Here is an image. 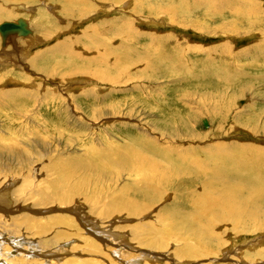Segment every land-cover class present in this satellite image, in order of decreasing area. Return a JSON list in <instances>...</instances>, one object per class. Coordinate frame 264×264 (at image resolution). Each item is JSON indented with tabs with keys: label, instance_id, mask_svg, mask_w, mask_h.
Returning <instances> with one entry per match:
<instances>
[{
	"label": "rangeland",
	"instance_id": "374dc122",
	"mask_svg": "<svg viewBox=\"0 0 264 264\" xmlns=\"http://www.w3.org/2000/svg\"><path fill=\"white\" fill-rule=\"evenodd\" d=\"M2 1L0 6L13 9L15 16L3 17L0 24L23 18L31 31L27 36L5 37L1 34L18 30L0 31V90L14 94L0 95V188L11 184L7 199L22 201L19 209L5 215L27 213L49 224L54 222L49 217L61 215L74 221L52 225L49 234L56 238L65 234L57 248H48L61 252L50 256L52 263L264 264L261 212L254 222H262L246 229L244 218L236 221V230L223 222L214 226L217 234L211 241L218 248L199 257L186 256L184 238L174 233L166 234L159 247L146 245L159 235L147 232L148 225L157 231L172 230L162 226L167 211L183 203V189L177 186L162 189L153 203L133 207L140 211L135 215L124 209L99 214L96 211L107 205L102 200L92 208L83 192L73 193L65 204L42 205L39 198L54 184L59 186L60 177L70 171L77 178L85 176L84 166L98 150H115L143 138L159 146H192L193 155L208 158L210 152L216 156L224 150L220 158L248 159L256 154L264 162V0H248L244 5L234 0H213L215 5L206 0H147L155 6H174V22L167 13L138 11L142 2L137 0ZM64 6L75 16L67 18ZM85 7L88 14L75 12ZM238 8L250 15H236ZM122 19L132 21L141 33L173 39L149 38L161 47L159 55L119 54V61L111 55L102 57L107 63L98 61L95 56L105 49L93 52L95 43L83 31L94 24L97 36L115 38L119 29L127 30ZM57 41H64L74 54L69 57L60 51ZM113 61L122 70L114 69ZM96 71L109 74L107 81L92 74ZM206 147L213 149L205 153ZM258 174L257 182L264 181L262 172ZM86 176L91 179L83 189L87 195L99 190L120 196L119 189L134 179L115 170ZM259 205L255 208L264 211V203L262 208ZM22 234L28 235L23 229ZM45 258L33 256L27 264Z\"/></svg>",
	"mask_w": 264,
	"mask_h": 264
},
{
	"label": "bare ground",
	"instance_id": "6f19581e",
	"mask_svg": "<svg viewBox=\"0 0 264 264\" xmlns=\"http://www.w3.org/2000/svg\"><path fill=\"white\" fill-rule=\"evenodd\" d=\"M137 1L142 2L140 3V10L138 9V11L143 12L146 11L145 8H147L149 12H153L155 15L167 13L170 15V20L174 22L175 10L174 6L171 4L163 5L161 3L159 6H155V3H149L147 0ZM166 1L171 2L174 0ZM206 1L215 5L213 0ZM234 1H236V3L242 2L243 5L248 2V0ZM84 11L88 14L90 9L86 7L85 10L83 8H77L75 12H78L79 15H83ZM13 12V9L10 10L4 6H0V20L3 17L11 18L15 16ZM249 12L239 10L238 8L236 15L244 17L247 16L246 13L250 15ZM62 13L67 18L75 16V13L67 6L62 8ZM231 14L233 15V13ZM127 20L124 21L122 19L120 21L123 26L127 27V30L122 31V29H119V35L115 38H113V36H109L105 39L97 36V28L94 24L83 31V35L90 42L92 41L95 43L96 47L92 49L93 52L98 47H103L105 49L104 53L97 54L95 56L99 59L98 61L102 62V57L109 55L114 57L113 60L115 59L116 61H119V54L135 55L139 53L144 54L145 52H155L159 55L162 52V50H160L161 47L159 44H154V42L149 40V38L156 39L159 42L165 41L168 38L173 39L169 35L162 34L161 36H156L148 32L141 33L132 25V21ZM13 23H21L20 29L7 28L3 31L18 30L21 34L18 31H8L1 34V36L11 33H15L19 36H27L30 34L31 31L28 28V24H26V21L23 18H20ZM255 27L257 28L256 25ZM91 31H94V35ZM64 41H57V47H59V50L64 53L66 51V54L71 57L70 55H73L74 53L70 50L68 45L64 44ZM94 60L96 64H98V61L96 59ZM112 64L114 69L122 70L123 68L120 64L116 65L115 61H113ZM92 74L97 75L98 77L101 76V79L106 81L107 76L109 75L97 71ZM207 76L208 78L206 79H209V75ZM12 91L13 90H0L1 98H11L14 95ZM193 149L194 148L192 146H185L180 149L170 145L159 146L154 144L149 138H143L142 142H136V144L133 142H129V144L125 143V145L118 147L115 150H98L97 156L94 155V160H90L89 163L84 166V170L87 173L85 176L77 178L70 174L71 171L69 174L61 176L59 179L61 180V184H59V186L56 185L55 187L54 184L50 193L43 192L39 194V198H42V200L40 199V204L43 205L45 203L48 204L49 202L55 201L65 204L71 200V195H73V193L83 192L88 198L87 200L90 201L92 208H94L95 203H99L102 200L107 205L102 211L95 210L99 214H111L118 212L120 209H124L135 215L139 214L140 211H137V209L133 207L141 208L148 203H153L157 201L160 196H162V189L177 186L183 189L181 194L183 196V203L178 208H170L169 211H167L165 216V218H167L166 224L162 226V228H166L168 226L172 230L157 231L153 229L152 226L148 225L146 230L147 232L152 231L153 233L156 232L159 235L154 241L151 240L147 242L146 245L159 247L161 245V239L164 241V236H166V234L174 233L184 238V250L187 249L184 253L186 256L199 257L202 256V254L212 253L218 248V246L211 241V239L216 238L217 234L214 226H218V224L223 222L230 225L231 228L235 227L234 229L236 230L237 228L235 223L239 218L245 219L242 224V227L245 229L252 226L254 223L262 222H254V218L255 214L258 212H261L264 217V211L255 208L259 203V208H262L264 203V181L257 182L259 180L258 172H262V175L264 176V162L256 154H251L248 159L242 157L241 159L235 158L234 160H229L220 158L223 154H225L224 150H218L220 153L217 155L220 156H214L213 152H210L213 148L206 147L204 149L205 153L210 152V154H208L210 158H208L206 156H201V154L193 155L195 153V150ZM94 152L95 149L93 150V153ZM112 170L120 173L125 171L129 175L134 176V179L130 184H125L119 189L120 196L115 195L113 191L106 194L99 190H96L94 193H89L88 195L85 194L83 189L86 188L91 181V179L86 176L88 173L94 177H99L100 174L103 175ZM74 178H77V180H73ZM99 180H101V178ZM10 185L11 184H8L6 187L0 188V264H27L32 260L33 256L38 255L46 258L41 261L34 259L32 261L33 264L37 262L40 264H58L57 261L52 263L50 256L54 254L60 255L61 252H59V250L58 252L51 251L48 250V248H57L58 240L61 239V237H65V234L61 233L62 235L56 238L55 236L49 234V231L53 228L52 225H54V223L61 225L63 222L69 221L70 223H74V221L61 215V217H49L54 221L49 224L44 223L42 219L35 216H30L29 214L27 215V213H23L25 215H21V217L9 214L5 215L8 212H13L15 209H19V206L22 203L21 200L16 198L7 199L9 197L6 196V194ZM193 188H195V190H193ZM55 196L61 197L55 198ZM261 225L262 224H260V226ZM20 227H22V229L28 234L24 238V234H22V229H20ZM21 235L23 239L17 238L21 237ZM29 237L38 239V241H34L31 244V242L28 241ZM22 240H25V242ZM87 243H89L88 238L85 239V244ZM191 243L194 245L191 246ZM202 248L206 251L200 253ZM12 249H14V251ZM30 249H33L32 251H34V253H31ZM70 262H72V260H70Z\"/></svg>",
	"mask_w": 264,
	"mask_h": 264
},
{
	"label": "water",
	"instance_id": "95a60500",
	"mask_svg": "<svg viewBox=\"0 0 264 264\" xmlns=\"http://www.w3.org/2000/svg\"><path fill=\"white\" fill-rule=\"evenodd\" d=\"M21 27V23H13V22H8V21H5L3 23L0 24V30L3 31L7 28H17V29H20Z\"/></svg>",
	"mask_w": 264,
	"mask_h": 264
}]
</instances>
